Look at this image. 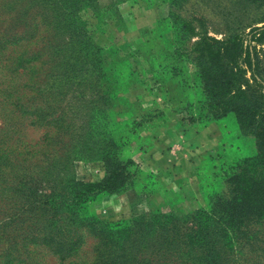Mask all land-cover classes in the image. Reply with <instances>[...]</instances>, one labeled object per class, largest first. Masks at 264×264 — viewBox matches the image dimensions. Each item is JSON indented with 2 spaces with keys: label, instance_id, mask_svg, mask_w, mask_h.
I'll list each match as a JSON object with an SVG mask.
<instances>
[{
  "label": "rangeland",
  "instance_id": "rangeland-1",
  "mask_svg": "<svg viewBox=\"0 0 264 264\" xmlns=\"http://www.w3.org/2000/svg\"><path fill=\"white\" fill-rule=\"evenodd\" d=\"M0 28L11 38L26 31L1 56L15 66L33 55L5 83L18 86L16 101L31 98L36 126L26 128L27 138H45L47 180L61 160L67 168L56 177L59 187L72 176L102 182L106 160L124 165L121 188L85 202L100 221L176 212L170 199L180 193L189 199L181 213L209 211L218 195L227 200L228 179L242 161L264 164V0H0ZM229 39L238 45L227 97L246 90L260 105L251 106L247 128L204 83L209 55L226 54ZM254 189L262 216L240 229L256 245L236 251L233 264L264 263V182ZM33 227L13 226L16 233ZM91 242L79 264L91 256Z\"/></svg>",
  "mask_w": 264,
  "mask_h": 264
},
{
  "label": "trees",
  "instance_id": "trees-1",
  "mask_svg": "<svg viewBox=\"0 0 264 264\" xmlns=\"http://www.w3.org/2000/svg\"><path fill=\"white\" fill-rule=\"evenodd\" d=\"M25 32H14L17 36L11 38L0 28V264H48L46 253L55 257L53 264H79L89 239L91 249L85 253L91 256L80 264H233L236 251L241 252L246 245L254 248L256 244L241 236L240 227L248 217L262 216L255 211L262 196L254 189L258 182H264L261 160L242 161L228 179L231 188L227 200L218 195L209 211L181 213L183 209L174 207L176 212L164 214L159 208L116 223L97 219L86 209L85 202L102 189L123 186L122 163L106 160L107 173L100 183H83L72 176L59 187L61 181L56 177L67 168V161L61 160L54 169L57 175L47 180L45 138L35 142L27 138L26 128L36 126L30 112L31 98L16 101L18 86L11 80L5 83L7 73L11 76L17 65L24 67L23 63L33 56L27 52L15 61V66L2 62L1 54L26 40ZM226 45V54L209 55L204 83L215 95L219 94L218 107L233 112L247 128L253 118L251 106L260 105L252 104L255 101L247 97L246 90L227 97L234 82L229 63L238 43L229 39ZM174 201L170 199L173 206ZM20 222L34 227L16 233L13 226ZM43 227L49 229L43 231ZM46 233L50 234L49 240L44 238ZM261 261L255 258L256 263Z\"/></svg>",
  "mask_w": 264,
  "mask_h": 264
},
{
  "label": "crops",
  "instance_id": "crops-1",
  "mask_svg": "<svg viewBox=\"0 0 264 264\" xmlns=\"http://www.w3.org/2000/svg\"><path fill=\"white\" fill-rule=\"evenodd\" d=\"M209 142L210 143L212 142L211 138H209ZM212 146L213 145H210V147H212ZM176 196L177 197H176L175 201L173 202L174 203V207L177 210H182L185 207L187 200H189V199L186 198V196L184 194H182V193H180V195H176Z\"/></svg>",
  "mask_w": 264,
  "mask_h": 264
}]
</instances>
